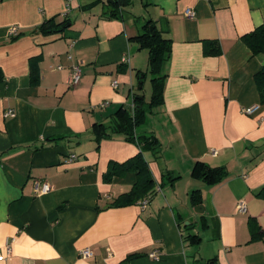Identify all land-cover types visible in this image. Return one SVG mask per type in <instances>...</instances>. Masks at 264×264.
<instances>
[{"label": "crops", "instance_id": "1", "mask_svg": "<svg viewBox=\"0 0 264 264\" xmlns=\"http://www.w3.org/2000/svg\"><path fill=\"white\" fill-rule=\"evenodd\" d=\"M118 1L0 0V264H264V104L255 82L264 55L241 41L264 23V0ZM49 19L68 20L67 29L40 33ZM148 22L172 50L161 73L164 103L135 131L159 141L144 152L159 186L143 210L144 198L113 206L137 182L134 173L104 180L111 162H126L139 146L124 133L98 145L93 126L114 124L134 95L150 102L149 51L134 40ZM215 47L219 55L206 53ZM76 64L83 74L72 87ZM197 162L222 168L224 178L193 177ZM168 175L179 179L171 184ZM36 181L50 190L37 193Z\"/></svg>", "mask_w": 264, "mask_h": 264}, {"label": "trees", "instance_id": "2", "mask_svg": "<svg viewBox=\"0 0 264 264\" xmlns=\"http://www.w3.org/2000/svg\"><path fill=\"white\" fill-rule=\"evenodd\" d=\"M120 2L115 0V7L119 6ZM68 20L56 22L55 19L46 20L39 28L38 31L45 35L58 33L60 29H67ZM145 32L136 38L137 42L142 48L149 51V71L153 76L152 79V97L148 104H145L143 96L134 95V108L131 106H123L116 114L114 124H95L93 126V133L95 141L99 145L103 139L111 138L112 135L117 133H124L127 140L137 143L140 152L123 163L111 162L109 169L104 176V180L109 183L115 177H124L128 173H134L137 176V182L132 189L121 195L114 203L113 206L125 207L135 204L139 200L155 193L157 185L154 180L149 164L145 159L144 152L146 150L156 151L159 147V141L154 135H136V128L143 125L146 120L147 113L151 112L154 108L161 106L164 102V76H161L163 65L170 58L172 50V41L166 39L162 34L157 31L152 22H148L145 27ZM241 41L250 49L254 56L264 55V23L257 27L251 33L241 37ZM209 55H219V48H210L206 51ZM40 59H32L30 62L31 67V83L38 85L40 83ZM138 76H141L139 74ZM255 82L260 94L261 102L264 104V66L255 75ZM139 88L143 85V81L139 77ZM192 176L195 178H202L204 181L215 184L219 183L225 176V171L222 168H210L204 162H197L193 169ZM167 181L173 184L179 177L168 175ZM264 196V189L259 194ZM152 199V198H151ZM191 202L197 206L202 203V198L199 191H194L191 196ZM250 229L253 233V239H257L261 233L260 226L257 225L254 219L250 221ZM259 232V233H258ZM188 239L193 244H200L201 239L198 236H189ZM139 255L134 254L128 259L137 258ZM206 264H215L214 260H209Z\"/></svg>", "mask_w": 264, "mask_h": 264}, {"label": "built area", "instance_id": "3", "mask_svg": "<svg viewBox=\"0 0 264 264\" xmlns=\"http://www.w3.org/2000/svg\"><path fill=\"white\" fill-rule=\"evenodd\" d=\"M185 16L187 18H189V19H193V18L196 17V12L193 9H187L185 11ZM10 33H11V35L13 37L16 36V35H18V28L17 27H12L11 30H10ZM123 62L124 63H129L128 57H125L123 59ZM82 74H83V71H82L81 65L76 64V65H74L72 67L71 78H70V85L72 87H76V86H78L80 84L81 79H82ZM113 86H114V88H118V82L117 81H114ZM133 102H131V104H129V107L131 106L132 109L134 108V103ZM106 105L107 104L105 103V104H103L101 106L102 107H105ZM259 109H260V106L259 105L252 106L250 108L244 109V113L246 115H253L256 112H258ZM15 114H16V112L14 110L10 109V110L7 111L6 116L7 117H14ZM213 154L216 155V151H213ZM76 158H77L76 155H72L70 157L69 161H73ZM49 190H50V185L48 183H41L39 181H36L35 182V191L37 193H45V192H48ZM150 200H151V198L149 196H147L142 201H140L139 205L141 206V208L143 210H145L148 207ZM237 210H238L239 213H245L246 210H247L246 203L244 201H241L238 204V206H237ZM7 250H8V254H11V244H10V241L7 242ZM82 254L85 257L92 255V253H91V251L89 249L83 250L82 251ZM151 257L153 259H156V260L159 259L157 253H153L151 255ZM3 258L4 257L2 255H0V259H3Z\"/></svg>", "mask_w": 264, "mask_h": 264}, {"label": "rangeland", "instance_id": "4", "mask_svg": "<svg viewBox=\"0 0 264 264\" xmlns=\"http://www.w3.org/2000/svg\"><path fill=\"white\" fill-rule=\"evenodd\" d=\"M149 82H150V76H149V79H148V87L150 88V84H149ZM150 95H151V88H150V91H149V93H148V98L150 99Z\"/></svg>", "mask_w": 264, "mask_h": 264}, {"label": "water", "instance_id": "5", "mask_svg": "<svg viewBox=\"0 0 264 264\" xmlns=\"http://www.w3.org/2000/svg\"><path fill=\"white\" fill-rule=\"evenodd\" d=\"M110 1H111V0H110ZM62 30H63V29H60L59 32H62ZM199 207H202V206H198L197 208H199ZM197 208H196V211L201 212V211H199Z\"/></svg>", "mask_w": 264, "mask_h": 264}]
</instances>
